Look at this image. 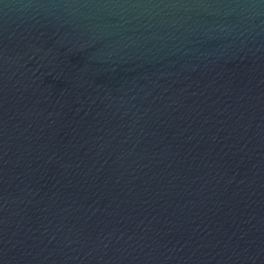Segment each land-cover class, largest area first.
<instances>
[{"label": "water", "instance_id": "obj_1", "mask_svg": "<svg viewBox=\"0 0 264 264\" xmlns=\"http://www.w3.org/2000/svg\"><path fill=\"white\" fill-rule=\"evenodd\" d=\"M0 264H264V0H0Z\"/></svg>", "mask_w": 264, "mask_h": 264}]
</instances>
